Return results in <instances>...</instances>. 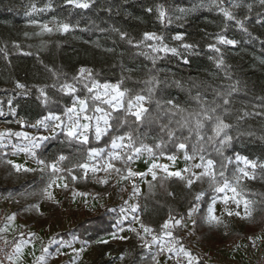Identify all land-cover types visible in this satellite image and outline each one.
Instances as JSON below:
<instances>
[{
    "label": "trees",
    "instance_id": "obj_1",
    "mask_svg": "<svg viewBox=\"0 0 264 264\" xmlns=\"http://www.w3.org/2000/svg\"><path fill=\"white\" fill-rule=\"evenodd\" d=\"M89 4L88 9H80L65 0H0V87L3 88L0 93L4 95L3 102L10 99L5 119L11 122L6 128L13 132L42 133L43 129L37 132L28 125L49 113L64 119V110L70 107L74 95L62 91L61 86L72 84L77 88L75 95L85 98L88 95L83 86L86 81L78 82L74 77L79 76L81 68H88L91 80L101 84L117 83L122 91L127 90L124 108L113 113L119 134L132 131L139 137L137 144L142 141L153 147L155 156H161V152L176 155L175 142L167 136V129L171 128L179 138L176 142L188 138L186 150L191 155L193 145L199 147L197 135L195 131L190 134L187 127H178L176 121L181 119V114L169 112L170 106L166 101L171 99L178 103L187 110L183 114L186 116L187 113L199 112L201 103L212 105L216 100L222 105L223 99L217 94L227 93L238 82L237 91L230 97L231 103L224 106L227 112L218 109L231 126L227 130L232 137L231 144L224 149L222 157L212 144L205 142L202 154L213 159L217 169L221 164L227 165L226 173L229 175L239 167L235 159L237 154L257 165L264 164V116L252 115L264 111V5L260 0H89ZM24 5L39 7L44 18L68 23L70 30L55 32L38 46L22 33L20 22L25 13ZM161 9L166 13L163 21L159 18ZM222 9L231 12L234 19L228 20ZM237 20L243 22L247 31L236 24ZM120 32L126 33L127 37L121 39ZM145 32H155L167 40L181 35L183 39L180 41L193 47L179 55L170 52L152 54L142 47L133 46L143 40ZM219 35L237 43L219 44L216 42ZM129 39L133 44L128 43ZM209 45H215V48H209ZM216 48L220 51L217 52ZM185 59L188 63L184 62ZM220 60L223 64L218 66ZM84 76L88 77V73ZM17 83L25 87L17 88ZM149 89H152L151 98L144 103L148 112L142 122H137L126 113L127 101L136 95L149 97ZM41 90L44 95H41ZM88 103L94 106L91 100ZM100 106L111 111L107 105ZM245 113L249 115L245 116ZM87 114L93 113L89 111ZM241 116L244 118L238 119ZM125 118L127 122L120 125L119 122ZM21 122L25 126L22 127ZM191 124L194 127L195 122ZM211 127V123L205 122V128L201 130L205 141L212 134ZM114 134L110 132L97 141L94 129L90 127L89 142L84 144L58 132L55 138L43 141L36 153L38 158L49 163L61 154L66 156L60 165L73 170L78 177L74 181L78 188L103 195L113 187L90 181V175H84L75 166L87 161L91 148L107 151ZM156 143H162V149H155ZM9 154V147L0 148V193L39 192L35 200L40 199L42 189L49 182L50 170L44 173L17 172L7 163ZM228 158H231V163ZM116 163L117 167H122ZM255 172V179L244 181L246 196L255 201L252 218L224 235L207 226L202 213L194 214L196 224L192 223V227L199 242L223 246L238 237H254L262 230L264 169L257 167ZM63 174L69 182L72 181L71 176ZM185 183L166 174H158L156 180L146 182L144 193L138 198L139 214L143 223L154 229V234L160 233V226L170 214L177 218L186 217L197 192H210L207 181H197L191 188H187ZM108 209L106 206L97 214L84 217L73 230L89 241L111 231L118 215ZM97 248L99 257L92 264H113V259L105 258L104 250H114V245L98 243ZM191 252L200 257L203 264H217L206 262L196 249ZM123 264L153 262L148 252L139 249L132 251Z\"/></svg>",
    "mask_w": 264,
    "mask_h": 264
},
{
    "label": "snow or ice",
    "instance_id": "obj_2",
    "mask_svg": "<svg viewBox=\"0 0 264 264\" xmlns=\"http://www.w3.org/2000/svg\"><path fill=\"white\" fill-rule=\"evenodd\" d=\"M69 5H73L76 8L88 9L90 4L89 0H65ZM260 3L264 5V0H260ZM32 10L35 11V5L32 6ZM250 10V8H249ZM152 11V9H148ZM183 11V10H181ZM223 15L228 19H234L233 14L225 9H222ZM166 13L161 9L159 10V18L161 21L164 20ZM32 24H36V21H31ZM236 24L239 25L244 31L247 29L244 27L242 21L237 20ZM44 32H52L53 29L50 28L47 24L40 25ZM58 30L62 33H66L70 30V25L68 23H58ZM115 31V29H114ZM127 34L120 32V38L125 39ZM174 40L180 41L183 39L181 35H176L173 37ZM217 42L219 44L225 45H235L237 42L233 39H226L223 35L217 36ZM145 41H154L155 43L145 45ZM129 44H133L131 39L128 40ZM133 46L141 47L146 46L151 50L152 53H172L174 55H179V52L176 47H169L164 43V37L158 35L155 32H145L143 34V40L135 43ZM181 47L184 49H190L193 46L190 44H181ZM209 48H215V45H209ZM216 51L219 52V48H216ZM147 55V53H144ZM153 62H155V57H153ZM185 63L188 61L185 59ZM223 64V60L218 61V66ZM87 70L81 68L79 70V76L74 77L78 82L86 81L84 83V88L87 91V96L85 98H80L77 93V88L72 84H63L61 90L74 95V99L71 107H66L64 110V116L66 120L62 119L60 115L49 113L44 116L42 119H38L35 124L28 125L39 132L41 129L48 131L51 128L52 136L45 135H30L28 132L18 131L13 132L11 129L5 131H0V148L4 147L3 141L7 137H17L22 138L26 143L23 144H14L12 145L13 149L17 152H24L29 154L39 166V169L28 168L23 164L13 163L11 160L7 161L8 164L12 166L17 172H35L39 170L41 173H44L45 170H50V179L46 187L43 189V195L48 199H53L50 189L55 187H61V185L67 189L68 184L64 181L66 180L63 173H67L68 176H71L72 181L77 180V176L73 174L71 168H62L60 167L61 162L67 159L64 155H59L57 159L51 163L47 162L44 159H40L37 156L36 150L41 147V142L53 139L57 136L58 132L64 134L67 138L79 140L81 143L87 144L89 142V136L86 134L90 127H94L95 139L99 141L101 137L106 134L116 133L112 135L110 141V149L105 150L102 148H91L87 154V161L76 165L75 167L84 170L85 174L88 172L96 173L99 171H104L109 173L114 171L119 177L120 180H132L134 177H145L149 173L152 176L153 180L157 179V172L155 169H160L167 173L168 177H178L181 180L185 181V186L191 188L194 183L197 181L204 182L207 181L210 192L206 193L205 191H200L195 194L194 203L187 210V219L191 220L193 225L196 224V220L193 219L194 214L202 213V219L209 226L219 227L223 225L227 227L224 223L223 215L227 216H237L241 219H251L253 211L255 208V201L246 196V189L244 186L245 180H253L256 178L255 170L257 167L264 169V164L257 165L255 162L248 160L246 157H243L239 154L235 156L236 161L242 162L244 167H237V169L230 175L226 173L227 165L221 164L220 168L217 169L216 163L211 158H206L202 153L205 151L204 144L210 143L213 145L214 150L223 157L224 149L229 147L232 141V137L228 133V129L231 127L228 123L225 122L222 115L218 113V109H223L224 112H227V106L231 103L230 97L232 93L237 91V85H232L230 90L227 93H218L217 95L223 99V104L217 103L216 100H213L212 105L201 103L200 111L195 113H187L183 115L187 110L181 107L175 101L169 99L166 101V104L170 106L168 108L169 112L175 114H181V119L176 121L178 127L184 128L187 127L189 132L195 131L197 135V141L199 147L193 145L192 154L189 155L187 152V137L184 140L178 141L179 138L175 136L174 129H167V136L170 141L175 142V147L178 150H184V159L186 161L194 160L199 154V163L191 164L186 166L184 169L179 171H169L167 165L159 164L153 162L147 169V172H137L134 171L129 164L136 158H138L143 153H148L149 156H153L155 160V153L153 147L144 144L142 141L137 144L139 140L138 135H134L132 131L127 133L119 134L117 132V123L113 117V113L124 108V97L127 90H121L119 84H110V83H99L94 80H91V73H88V77L84 76V73ZM152 81L150 80L149 83ZM90 84V86H89ZM17 88H24L25 85L17 83ZM152 89H149V97L144 95H136L134 99H129L127 101V115H131L135 118L137 122H142V118L145 113L148 112V109L144 107V102L146 99L151 98ZM41 95H44L43 90H41ZM91 100L94 106H90L88 101ZM198 102L200 101L199 96L197 97ZM99 102V103H96ZM159 104V102H157ZM100 105H107L111 111L105 109ZM135 109V110H133ZM91 111L93 114L88 115L87 113ZM13 115L15 110H12ZM249 115L248 113L244 114ZM252 115L264 116V111L256 112ZM244 116L238 117V119H243ZM81 119L88 121V123H81ZM95 122L94 125L92 122ZM194 121V127L191 122ZM126 118L122 119L119 124L123 125L126 123ZM205 122L211 123V135H208L205 141V136L202 135L201 130L205 128ZM21 126H25L21 122ZM163 130V129H162ZM9 143L11 141L9 140ZM155 149H162V143H156L154 145ZM164 155L163 152L160 153ZM167 159L170 161H175L177 159L176 155H168ZM229 163H231V158ZM119 162L122 167H117ZM199 169L200 171H195ZM251 169V171H249ZM100 183L107 184V179H100ZM132 195L136 196L139 194V188L136 186L135 181H132ZM151 187V184H150ZM171 195V193H169ZM25 195H30L26 193ZM84 192L73 191L72 196L73 200L76 196H86ZM95 198V197H94ZM203 198V199H202ZM220 203L223 205L222 214L220 216L216 215V205ZM207 205L206 208L204 205ZM235 205V208L232 207ZM33 207H37L33 205ZM243 208V213L238 209ZM108 211H115V209H108ZM7 221L13 222L15 220V214L9 215L6 217ZM185 217L169 215L163 224L160 226V233L153 234L154 229L141 220L139 214V205L138 204H129L127 200L124 201L123 205L119 208V215L113 224V228L116 231L111 233V238L116 240H126L128 237L120 235V233L125 230L131 231L137 235V237L143 241L142 247L148 250V255L151 256L153 264H160L158 256L164 253H167V259L173 260L174 264H203V261L200 257L193 254L188 250L180 240L173 235V229L179 227H186L184 223ZM125 222L127 223V228L125 227ZM135 225H139L137 228ZM141 230L143 235L141 234ZM7 232V227L0 228V233ZM151 235V240H146L145 236ZM30 237H35V233H29ZM255 246V241L259 239H264V237H249L248 238ZM0 240H3V247H0V255H3L4 260H0V264H20L21 258L24 253V249L33 243L32 239H25L24 233L20 234V239H13L8 241L3 236H0ZM76 240L74 236L72 240H65L59 238V234L54 235L47 245H44L40 250V255L35 257L33 264H48V259L53 255V252L50 251L52 246H55V253L57 255H68L64 252L63 249H71L72 253L75 255L68 262V264H76L77 258L84 251V248L80 249L73 248V241ZM85 244L87 242H81ZM97 243H108L107 240H99ZM153 246L158 247L156 253L152 252ZM9 249H11L9 251Z\"/></svg>",
    "mask_w": 264,
    "mask_h": 264
},
{
    "label": "rangeland",
    "instance_id": "obj_3",
    "mask_svg": "<svg viewBox=\"0 0 264 264\" xmlns=\"http://www.w3.org/2000/svg\"><path fill=\"white\" fill-rule=\"evenodd\" d=\"M36 7V6H35ZM25 13L20 22V26L22 29V33L26 39L34 41L37 43L38 46L42 45V41L45 37L55 33L60 32L58 30V23L52 19L44 18V14L39 7H36V10H32V6L24 5ZM36 21V24H32L31 21ZM47 24L50 28L53 29L52 32H44L40 25ZM217 42V41H216ZM155 43L154 41H145V45ZM164 43L167 44L169 47H176L179 54L182 53L185 49L181 47V44H185L182 41H175V40H167L164 39ZM144 50L151 52L149 48L146 46H141ZM164 53V52H160ZM155 54V53H152ZM87 71L84 73H89L88 68H84ZM110 84H117V83H110ZM3 89L0 87V91ZM4 95L0 93V131H5L9 128L6 126L11 122L10 120L5 119L6 113L9 111L8 105L10 103V99L8 98L5 102ZM73 102V101H72ZM145 103V102H144ZM72 104L70 105V107ZM135 110V109H133ZM94 125V121L92 122ZM50 130V128H49ZM20 131V130H19ZM18 132V131H17ZM9 140L11 143H9ZM21 142H25L22 138L17 137H5L3 144L4 148L10 147V154L11 159L14 162H18L19 164H23L28 167L37 168L39 166L36 164L35 160L27 153L24 152H17L13 149L12 145L14 144H21ZM110 149V148H109ZM108 149V150H109ZM177 159L175 161H170L167 158H160L159 160L153 158V156H149L148 153L141 154L138 158L134 159L131 163V168L137 172H147L148 167L153 162H157L159 164L167 165L169 171H179L184 169L186 166H190L194 163H199V157H196L194 160L186 161L184 159V150H178L176 153ZM239 167H244L242 162H239ZM157 173L166 174L164 171L160 169H155ZM195 171H200L196 169ZM251 171V169H249ZM151 177L149 173L147 176L141 177H134L132 180H120V177L114 172L110 171L109 173H105L104 171H99L95 178V181H99L100 179H107L110 181L116 188V191L112 190L104 196H100L97 200V207L89 210L84 208V205L79 206H72L70 207L68 204L67 198L70 196L68 194L62 193V197H59L58 200L52 202L47 197L43 195V198L39 202H33L35 196L39 194V192H15L12 193L11 196L13 197V208L8 213L9 215L15 214L16 210L22 214L23 222H21L20 227L23 229L32 226L37 227L38 225H45L50 232L53 231H60L64 228L69 227L70 225L74 224L77 220L82 218L83 216L87 215L88 212H95L99 208H103L105 206L109 207V209H115V213L119 215V208L123 205L124 201L127 200L129 204H138L137 200L138 197L141 195V192L144 188V180ZM135 181L136 186L139 188V194L136 196L132 195V181ZM26 193H30V195H25ZM96 198V197H95ZM33 205L37 207H33ZM235 208V205H232ZM223 205L218 203L216 205V215L220 216L222 214ZM243 213V208L241 207L238 209ZM224 223L227 227L223 225L215 227L217 230L221 231L223 234L231 233L233 228H240L246 222L247 219H241L237 216H227L226 214L223 215ZM35 223V224H34ZM127 223L125 222V227L127 228ZM184 223L186 227H177L173 229V235L177 237L181 243L185 242L190 246L196 247L202 254L203 257L212 260H218L220 262H229L230 264H252L253 257L256 251L261 250L264 252V239H259L255 241V246L249 239L241 238L238 239L235 243L226 246L225 248H215V247H208L203 246L202 244L198 243L193 236V231L191 229V220L185 217ZM139 228V225H135ZM33 227V228H34ZM32 228V229H33ZM116 231V229H114ZM131 231L125 230L124 232L120 233L125 237H128L126 240H119V239H112L111 236L107 238L110 242L114 243L117 250L114 253H110L109 255L115 259V264H122L123 260L127 257V255L133 251L137 250L142 247L143 241L140 240L135 233L134 237L130 236ZM141 234L142 230H141ZM264 237V226L262 230L255 235L254 237ZM74 236H71L69 240H72ZM146 240H151V235L145 236ZM80 241L76 238L73 241V248L79 249L81 247L84 248V251L79 255L77 258L76 264H88L95 255V249L91 244L85 243L80 245ZM145 249V248H144ZM147 250V249H146ZM158 250L157 246H153L152 251ZM66 253L68 255H61L63 256V264H68V262L72 259L75 255L72 253L71 249L65 248ZM168 255V254H167ZM186 264V262H185Z\"/></svg>",
    "mask_w": 264,
    "mask_h": 264
},
{
    "label": "crops",
    "instance_id": "obj_4",
    "mask_svg": "<svg viewBox=\"0 0 264 264\" xmlns=\"http://www.w3.org/2000/svg\"><path fill=\"white\" fill-rule=\"evenodd\" d=\"M83 99V98H82ZM65 117V116H64ZM67 118L65 117L64 118V120H66ZM81 123H88V121H84L83 119H81ZM35 124V123H34ZM93 129H94V127H93ZM19 131V130H18ZM20 131H24V130H20ZM15 132H17V131H15ZM24 132H28L30 135H45V136H52V131H51V128H50V130H48V131H44V132H42V133H35L34 131H24ZM88 133H89V130H88V132L86 133L87 135H88ZM14 137V136H13ZM23 143H25V142H21V144H23ZM42 143V142H41ZM8 147H9V153H10V147H11V145H8ZM37 151V150H36ZM88 152H89V150H88ZM177 153V152H176ZM167 156L168 155H161V156H155L156 157V159H160V158H167ZM9 160H11L13 163H16V164H19L18 162H14L13 161V159H11V154H9V158H8ZM88 159V158H87ZM132 165V163H130V166ZM26 167H28V166H26ZM60 167H62L61 165H60ZM28 168H32V167H28ZM63 168V167H62ZM33 169H37V168H33ZM82 170V169H81ZM46 171H48L47 169L45 170V172ZM37 172H40L39 170H37ZM82 172H83V174L84 175H86L85 174V172H84V170H82ZM99 172H96V173H92V172H88L87 174H89L90 175V181H92V182H95V183H100L99 181H95L93 178H95L96 177V175L98 174ZM158 174H160V173H157V175ZM64 175V174H63ZM66 177V176H65ZM152 179V176L151 177H149L148 179H146V180H144L143 182H144V188H143V190H142V192H141V195L144 193V190H145V184H146V182L148 181V180H151ZM65 183H67L68 184V188L67 189H65L62 185H61V187H55V186H53V188L52 189H50V191H51V193H52V197H53V199H49V200H51L52 202H55V200H58L59 199V197H62V193H65L66 192V194H68V195H70L68 198H67V202H68V204H69V206L70 207H72V206H74V207H76V206H79V205H84V208H87V209H89V210H92L93 208H95V207H97V200H98V198H100V196H104V195H106V194H103V195H97L95 192H84V193H86L87 195L86 196H76L75 197V199L73 200V196H72V192L75 190V191H78V192H83V191H81L79 188H78V186L75 184V182L74 181H71V182H69L68 181V179H67V177H66V180L64 181ZM107 184H109V185H111L113 188H112V190H114V191H116V188H115V186L110 182V181H108V183ZM46 187V186H45ZM44 187V188H45ZM43 188V189H44ZM43 189H42V191H41V197H40V199H38V200H35V197H34V199H33V202H39V201H41V199L43 198ZM111 190V191H112ZM22 191H25V190H22ZM21 192V191H20ZM27 192H29V191H27ZM110 192V191H109ZM108 192V193H109ZM94 197H96V198H94ZM139 198V197H138ZM137 203H138V200H137ZM106 207V206H105ZM104 208V207H103ZM103 208H99L97 211H95V212H88V214L87 215H85V216H83L82 218H80L79 220H77L74 224H72V225H70L69 227H67V228H64L63 230H60V231H53V232H50L49 231V229H47L46 228V226L45 225H38L37 227H34V226H32V228H29V227H27V228H25V229H23L22 227H20V224H21V222H23V218L24 217H22V214L21 213H19L18 212V210H16V212H15V220L13 221V222H9V221H7V219L5 218V220H4V222L2 223V227L1 228H3V227H7V232H4V233H7V234H13V233H17V232H19L20 230H24V232H25V234H24V238L25 239H32L33 240V243L32 244H30L29 246H27L25 249H24V253H23V256H22V258H21V261H20V264H33V262H34V260H35V257L36 256H39L40 255V250H41V248L44 246V245H47L48 244V241L54 236V235H56V234H59V238H62V239H65V240H69L70 239V237L71 236H75L77 239H78V241H80L79 242V244L80 245H82V241L83 242H87L88 244H91V246H93V248L95 249V255H94V257H93V259L88 263V264H92V262H94V261H96V259L99 257V250H98V248H97V241H99V240H107L108 241V243H106V244H113L114 245V243H112V242H110L107 238H109L110 236H111V233L114 231V228H112V230L111 231H109V232H107V233H104V234H102V235H100V236H97L96 238H94L93 240H86V239H83V238H81L78 234H77V232L76 231H74L73 230V227L76 225V223L77 222H79L80 220H82L84 217H87V216H90V215H95V214H97L101 209H103ZM7 216H8V214H7ZM6 216V217H7ZM118 218V217H117ZM35 224V223H34ZM207 224V223H206ZM207 226H209L208 224H207ZM209 227H213V226H209ZM213 228H215V227H213ZM191 229H192V231H193V227H192V221H191ZM216 229V228H215ZM217 230V229H216ZM217 231H219V230H217ZM66 232V233H65ZM219 232H221V231H219ZM29 233H35V237H30L29 236ZM222 233V232H221ZM154 234V233H153ZM223 234V233H222ZM224 235H227V234H224ZM130 236L131 237H134V234H133V232H131L130 233ZM193 236L195 237V239H196V241L198 242V243H200V244H202L203 246H208V247H215V248H225L226 246H228V245H230V244H233V243H235L238 239H241V238H245V237H238V238H236L233 242H230V243H228V244H226V245H223V246H221V245H205V244H203V243H201V242H199L198 240H197V238H196V236H195V234H194V231H193ZM245 239H247V238H245ZM101 244H104V243H101ZM183 245L188 249V250H193V249H196L199 253H200V255H201V257L206 261V262H212V263H217V264H230L229 262H225V263H223V262H220V261H218V260H212V259H207V258H205V257H203L202 256V254H201V252L196 248V247H194V246H190V245H188L187 243H185V242H183ZM114 247H115V249L113 250V249H105L104 251H105V258H109V259H113V264H115V259L114 258H112V256H110L109 254L110 253H114L116 250H117V248H116V246L114 245ZM80 249V248H79ZM141 250L143 249V250H145L146 252H148V250H146V249H144V248H140ZM137 250H139V249H137ZM50 251H52L53 252V255L52 256H50L49 257V259H48V264H63V256H61V255H57L56 253H55V246H52L51 248H50ZM63 251H65V249H63ZM133 251H135V250H133ZM158 250H154V251H152L153 253L154 252H157ZM132 252V251H131ZM130 252V253H131ZM129 253V254H130ZM128 254V255H129ZM128 255H127V257H128ZM167 253H164V254H161V255H159L158 256V260L160 261V264H174V261L173 260H168L167 259ZM126 257V258H127ZM125 258V259H126ZM124 259V260H125ZM124 260H123V262H124ZM123 262H122V264H123Z\"/></svg>",
    "mask_w": 264,
    "mask_h": 264
},
{
    "label": "built area",
    "instance_id": "obj_5",
    "mask_svg": "<svg viewBox=\"0 0 264 264\" xmlns=\"http://www.w3.org/2000/svg\"><path fill=\"white\" fill-rule=\"evenodd\" d=\"M13 208V197L9 194H1L0 193V228L2 227V223L4 222L7 214ZM24 233V230H20L17 233L7 234L0 233V236H3L8 241H12L13 239H20V234ZM0 247H3V240H0ZM11 249H9L10 251ZM0 260H4L3 255H0ZM7 264V261H5ZM252 264H264V252L261 250L256 251L253 257Z\"/></svg>",
    "mask_w": 264,
    "mask_h": 264
}]
</instances>
